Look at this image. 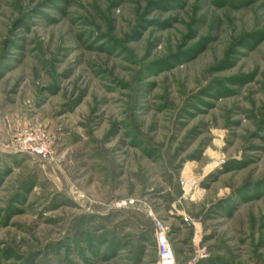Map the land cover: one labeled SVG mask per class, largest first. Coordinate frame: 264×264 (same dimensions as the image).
I'll return each instance as SVG.
<instances>
[{"label": "rangeland", "instance_id": "374dc122", "mask_svg": "<svg viewBox=\"0 0 264 264\" xmlns=\"http://www.w3.org/2000/svg\"><path fill=\"white\" fill-rule=\"evenodd\" d=\"M155 219L264 264V0H0V264H156Z\"/></svg>", "mask_w": 264, "mask_h": 264}, {"label": "built area", "instance_id": "2783aa9c", "mask_svg": "<svg viewBox=\"0 0 264 264\" xmlns=\"http://www.w3.org/2000/svg\"><path fill=\"white\" fill-rule=\"evenodd\" d=\"M55 138L42 128H34L31 126H20L15 130L10 148L30 155L41 162H48L54 156ZM181 186L185 193H191L193 185L186 179L181 180ZM132 205L133 202H123L119 207ZM156 224V243H157V263L156 264H180L177 260L175 251L173 250L168 229L162 221L155 219ZM202 257H196L185 264H198Z\"/></svg>", "mask_w": 264, "mask_h": 264}, {"label": "bare ground", "instance_id": "6f19581e", "mask_svg": "<svg viewBox=\"0 0 264 264\" xmlns=\"http://www.w3.org/2000/svg\"><path fill=\"white\" fill-rule=\"evenodd\" d=\"M212 156H214V158L217 160L218 159V157H216V155L215 154H212ZM190 166H187V168H189ZM191 183V182H190ZM193 185V184H192ZM196 190V189H195ZM196 191H198V190H196ZM196 193V192H195ZM197 195H199L200 194V190L196 193Z\"/></svg>", "mask_w": 264, "mask_h": 264}, {"label": "crops", "instance_id": "0c3cea01", "mask_svg": "<svg viewBox=\"0 0 264 264\" xmlns=\"http://www.w3.org/2000/svg\"><path fill=\"white\" fill-rule=\"evenodd\" d=\"M178 260V259H177ZM188 261H185V263H187ZM184 262L182 264H185Z\"/></svg>", "mask_w": 264, "mask_h": 264}]
</instances>
